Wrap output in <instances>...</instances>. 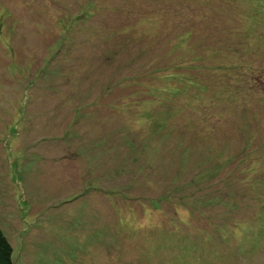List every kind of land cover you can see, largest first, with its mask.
<instances>
[{
    "label": "rangeland",
    "instance_id": "374dc122",
    "mask_svg": "<svg viewBox=\"0 0 264 264\" xmlns=\"http://www.w3.org/2000/svg\"><path fill=\"white\" fill-rule=\"evenodd\" d=\"M0 230L16 264H264V0H0Z\"/></svg>",
    "mask_w": 264,
    "mask_h": 264
},
{
    "label": "trees",
    "instance_id": "16d2710c",
    "mask_svg": "<svg viewBox=\"0 0 264 264\" xmlns=\"http://www.w3.org/2000/svg\"><path fill=\"white\" fill-rule=\"evenodd\" d=\"M14 245L5 231L0 230V264H16Z\"/></svg>",
    "mask_w": 264,
    "mask_h": 264
}]
</instances>
